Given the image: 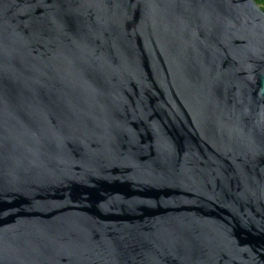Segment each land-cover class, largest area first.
Here are the masks:
<instances>
[{
	"label": "water",
	"instance_id": "95a60500",
	"mask_svg": "<svg viewBox=\"0 0 264 264\" xmlns=\"http://www.w3.org/2000/svg\"><path fill=\"white\" fill-rule=\"evenodd\" d=\"M0 264H264L254 0H0Z\"/></svg>",
	"mask_w": 264,
	"mask_h": 264
},
{
	"label": "trees",
	"instance_id": "16d2710c",
	"mask_svg": "<svg viewBox=\"0 0 264 264\" xmlns=\"http://www.w3.org/2000/svg\"><path fill=\"white\" fill-rule=\"evenodd\" d=\"M254 2L264 11V0H254Z\"/></svg>",
	"mask_w": 264,
	"mask_h": 264
}]
</instances>
